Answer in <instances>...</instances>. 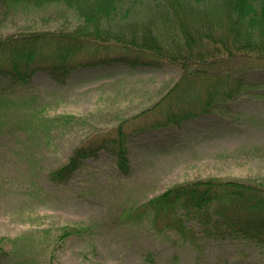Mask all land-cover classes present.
I'll return each mask as SVG.
<instances>
[{
	"label": "rangeland",
	"instance_id": "374dc122",
	"mask_svg": "<svg viewBox=\"0 0 264 264\" xmlns=\"http://www.w3.org/2000/svg\"><path fill=\"white\" fill-rule=\"evenodd\" d=\"M138 5L140 12L128 19L120 13L112 31L127 42L131 24L150 23L153 35L167 41L168 25L158 11L145 14ZM83 20L63 3L21 4L0 11V38L34 30L72 32L84 28ZM101 48L90 45L68 60L122 55L119 46ZM135 55L149 56L129 53ZM232 67L234 73L245 70L247 94L204 116L136 134L137 140H127L125 174L102 152L57 185L48 174L75 148L117 137L119 126L130 133L159 121L162 115L145 110L170 91L181 71L168 63L155 69L116 64L73 71L64 79L58 73V81L44 69L27 85L0 79V246L7 254L2 264H264V247L216 239L199 227L184 239L165 228L162 218L137 212L175 185L264 178V61ZM68 227L84 232L57 242Z\"/></svg>",
	"mask_w": 264,
	"mask_h": 264
},
{
	"label": "trees",
	"instance_id": "16d2710c",
	"mask_svg": "<svg viewBox=\"0 0 264 264\" xmlns=\"http://www.w3.org/2000/svg\"><path fill=\"white\" fill-rule=\"evenodd\" d=\"M54 3L75 11L84 19V28L72 32L34 30L0 38V79L27 85L35 72L44 69L58 81V73L64 79L73 71L108 69L116 64L155 69L168 63L181 74L170 91L145 110L157 118L162 115L159 121L130 133L119 126L117 137H103L75 148L63 165L49 172L52 184L68 183L86 160H97L102 152L115 160L120 172L127 173V140L236 101L250 87L243 77L245 70L234 73L232 66L264 61V0H0V11L21 4L39 7ZM138 4H143L145 14L158 11L163 24L168 25L167 41L153 35L147 27L150 23L131 24L127 42L124 35L112 31L111 24L120 13L122 19H128L140 12ZM139 27L143 29L140 36ZM111 44L119 46L122 55L69 61L80 49L90 45L102 49ZM139 51L149 54L148 58L129 57ZM137 212L153 221L162 218L165 228L184 239H192L199 227L216 239L264 247V178L248 182L210 178L175 185L139 206ZM83 232L68 227L57 242ZM5 256L0 246V264Z\"/></svg>",
	"mask_w": 264,
	"mask_h": 264
}]
</instances>
